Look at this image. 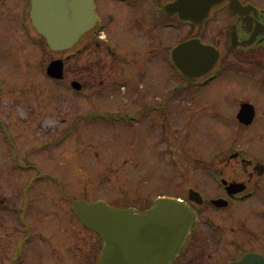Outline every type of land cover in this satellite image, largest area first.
Here are the masks:
<instances>
[{
  "label": "flooded vegetation",
  "instance_id": "flooded-vegetation-1",
  "mask_svg": "<svg viewBox=\"0 0 264 264\" xmlns=\"http://www.w3.org/2000/svg\"><path fill=\"white\" fill-rule=\"evenodd\" d=\"M172 1L94 0L98 22L90 33L96 44L106 50L104 65L108 60L113 63L110 83L127 79L121 66L127 61L126 55L117 52L115 40L120 36H114L116 28L120 35L122 29L148 25L151 31L144 41L151 49L146 51L147 57L157 56L154 44L160 39L159 30L173 31L180 37L181 26L186 28L182 31L185 36L178 38L176 45L199 40L219 50L210 69L204 71L200 63L185 59L187 70L183 73L170 63L169 73L149 71L154 77L149 83L158 86L155 91L133 87L126 97L127 105L132 107L128 119L136 120V124L142 120L141 141L152 143L164 157L166 152L170 154L168 162L163 161L173 167L171 197L187 202L196 214V221L170 264H234L248 254L264 256V5L260 6L261 0H214L219 3L212 6L203 22L189 23L181 21L177 13H170L172 9L166 5ZM135 4L147 11V21L142 22L131 9ZM16 17L15 0H0V142L15 132V71L5 67L10 60L15 65V48L32 52L36 44L35 32L27 20L15 33ZM18 39L20 43L15 47ZM33 53H26L28 61ZM226 70L230 75L223 77ZM219 78L221 89L240 88L242 95L225 122L218 113L217 121L227 137L219 152L196 153L195 143L183 130H193L199 123L184 115H192L199 105L211 113L215 111L206 104L208 97L202 93L215 90L212 83ZM187 100L189 104L181 106ZM196 119H200L198 114ZM149 127L150 131H146ZM66 138L67 128L63 125L57 140L63 144ZM250 139L260 145L255 152L244 149ZM15 170L26 174L21 184L23 212L17 213L15 205V264H98L99 236L85 228L79 218L70 219L62 212V200L53 202L56 207L52 211L30 213L34 201L29 190L38 179L31 173L44 177L40 166L15 152Z\"/></svg>",
  "mask_w": 264,
  "mask_h": 264
},
{
  "label": "rangeland",
  "instance_id": "rangeland-1",
  "mask_svg": "<svg viewBox=\"0 0 264 264\" xmlns=\"http://www.w3.org/2000/svg\"><path fill=\"white\" fill-rule=\"evenodd\" d=\"M262 1H258L260 6L264 5ZM28 8L29 0H15V33L20 32L23 20L29 22L26 16ZM131 9L137 12L142 22L149 19L141 5L135 4ZM181 27L180 37L173 31H158L160 39L154 44L157 54L154 57L145 56L146 51L151 49L149 43L144 41L148 30L151 31L148 25L122 29L120 35L116 28L114 36H120L115 40L119 49L117 52L126 55L127 61L121 66L127 79L110 87L108 85L113 77L109 73L113 63L108 60L104 65L106 50L102 45L98 46L90 34L67 53H53L38 40L41 61L33 57V64L28 63L26 53H35L34 48L32 52L24 50L22 53L21 47L15 48V65L10 60L5 67L15 71V132L11 131V137L0 142V264H15L16 214L13 208L15 205L20 209L23 207L20 188L26 179V174L15 170L13 161L9 162L12 148L17 150L20 157L37 163L44 173L51 174L56 181L33 184L29 190L30 198L34 201L32 210L29 209L31 212L52 211L53 201L62 200V212H69V218L76 219L70 212L72 200L103 201L114 209L143 210L157 198L173 194L172 163H165L170 154L166 152L165 158L164 153L158 152L152 143L141 141L142 120L137 124L124 123L132 111L124 99L133 87L147 92L156 90L158 86L149 83V80H154L149 71L157 70L162 75L171 72V64L167 60L178 38L185 36L182 31H186V28ZM20 40H17L15 47ZM61 57H67L63 82L61 85L49 84L42 69L51 59ZM139 70L141 73L138 74ZM141 74L144 75L143 79L140 78ZM225 75H230L228 70L222 74L223 77ZM160 78L163 82L164 79ZM221 79L212 83L215 90L211 93H202V96L208 97L206 104L215 111L211 113L199 105L192 115L183 114L186 119L199 123L193 130H183L195 143L196 153L208 154L210 150L219 152L227 137L223 136L222 124L217 121L218 113L225 122L242 95L240 88L221 89ZM73 80L82 84L81 90L76 91L71 87ZM101 80L105 82L99 84ZM42 104L43 108L38 109L37 105ZM188 104L187 100L181 106ZM97 111L115 114L119 118L117 121L103 118L90 120L87 115L85 119V114ZM197 114L199 120L196 119ZM63 125L68 131L72 128L66 142L60 146H45L50 138L53 140L60 135ZM150 128L146 131H150ZM230 137L228 135V139ZM258 147L259 143L252 139L244 143L247 152H255ZM60 152H66V155L61 156Z\"/></svg>",
  "mask_w": 264,
  "mask_h": 264
},
{
  "label": "water",
  "instance_id": "water-1",
  "mask_svg": "<svg viewBox=\"0 0 264 264\" xmlns=\"http://www.w3.org/2000/svg\"><path fill=\"white\" fill-rule=\"evenodd\" d=\"M210 1L176 0L171 6L181 19L197 23L215 4L214 0ZM30 19L53 51L71 48L96 22L93 0H31ZM208 53L215 57L218 52L198 41L181 43L173 51L174 61L183 72L187 70L185 59L202 61ZM213 61L211 56L206 68ZM47 73L61 78L62 61H53ZM72 85L80 88L77 82ZM72 210L87 228L98 233L102 244L99 264H169L195 219L186 203L172 198H159L141 211L113 209L101 201L75 200ZM235 264H264V257L250 254Z\"/></svg>",
  "mask_w": 264,
  "mask_h": 264
}]
</instances>
